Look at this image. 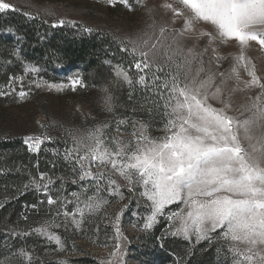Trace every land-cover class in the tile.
<instances>
[{
    "label": "snow or ice",
    "instance_id": "obj_1",
    "mask_svg": "<svg viewBox=\"0 0 264 264\" xmlns=\"http://www.w3.org/2000/svg\"><path fill=\"white\" fill-rule=\"evenodd\" d=\"M104 2L113 7L119 2L129 11L133 10L128 0ZM137 2L147 8L143 0ZM159 7L171 13L173 25L182 18L183 27L175 29L168 24L158 27L152 9H148L151 23L135 37L118 41L120 50L133 57L131 66L137 70V77L134 80L130 69L118 64L113 66L115 80L110 83L126 84L130 88L138 84L145 93H154L152 97L146 96L145 101L152 105L149 111H162L166 117L163 135L154 137L150 135L148 124L141 123L137 127L136 122H133L131 141L111 136L106 122L84 131L69 130L73 144L65 149L64 160L72 168V183L85 182L79 184L81 191L71 193L74 200L54 199L48 193L55 181L43 172L39 173V180L33 178L24 188L42 191L50 206L60 203L65 210L58 211L57 215L64 216L65 229L71 225L79 230L87 217L110 203L104 199L103 192L124 199L118 176L125 181L129 192L140 189L138 195L148 202L146 207L150 208V214L144 217L143 230L152 229L157 217L166 215V209L175 204L177 210L167 217L172 236L182 237L194 245L222 241L217 250L225 252L230 264H264V80L247 56L251 42L264 51V0H164ZM8 11L18 9L0 0V13ZM23 15L36 18L31 13ZM201 24L214 30L199 32L200 37H209V43L234 42L238 46L239 54L234 57L235 63L229 72L206 70L203 56L207 49L198 53L186 46L185 39ZM51 26L75 27L76 22L59 19ZM82 31L92 33L93 29L82 27ZM212 51L217 52L215 48ZM220 59L216 54L217 68ZM40 70L25 65L26 74H37ZM241 70L247 80L242 78ZM217 75L221 78L219 83ZM11 79L22 82L23 77ZM233 79L235 87L227 88V82ZM33 83L37 88L45 84L43 81ZM77 86L87 87L79 74L71 77L68 84H46L49 90L57 91L65 88L76 91ZM252 89L259 91L255 96H247L248 102L235 109L238 115H231L232 94ZM99 91L103 93V109L113 113L115 98L109 86L105 84ZM4 94L0 91V95ZM26 95L21 84L18 96L24 99ZM129 99H132L131 93ZM210 100H218L222 107L213 106ZM126 123V120H118L116 131H120L119 125ZM46 140L51 141V137L29 136L24 143L29 152L38 153ZM94 167L99 171L94 172ZM77 168L78 180L75 178ZM59 179L62 187L63 177ZM89 188L95 191L83 198ZM68 204L75 205L71 212L66 210ZM127 208L125 204L114 218L116 243L109 259L101 264H127L120 226L121 214ZM59 227L61 224L54 219L33 231L62 251L64 242L50 231ZM14 255L31 264L32 257L24 249ZM176 264H180L179 260Z\"/></svg>",
    "mask_w": 264,
    "mask_h": 264
},
{
    "label": "rangeland",
    "instance_id": "obj_2",
    "mask_svg": "<svg viewBox=\"0 0 264 264\" xmlns=\"http://www.w3.org/2000/svg\"><path fill=\"white\" fill-rule=\"evenodd\" d=\"M6 2L14 5L18 11L31 13L32 16L42 17L44 20L52 23L59 19L75 21L76 25L91 28L93 29L92 32L104 34L118 44V41L121 39L135 37V35L145 29L147 24L151 23L152 17L148 16V9H152L153 17L156 19L158 27L165 24L175 29L183 27L182 18H178L173 25L170 19L171 13L159 7L164 0H143L147 8L141 7L137 0H128V4L133 9L132 11H129L128 7L119 2L114 7L108 6L104 0H6ZM201 30L214 31L208 26L198 25L196 31L185 39L186 46L194 48L198 53L207 49V52L203 56L206 70L211 69L216 73L229 72L235 63L234 57L239 54L238 46L234 42H229L228 44H220L218 41L209 43V37L199 36ZM213 48L217 50L216 54L221 58L219 60V68L216 67V54L213 53ZM128 55L130 64L132 65L133 57L129 53ZM247 56L252 59L256 65L257 74L264 80V51H261L259 45L255 44V42H251ZM25 65L27 63L23 64L24 74L20 76L23 77L22 82H18L15 79L11 80L10 83L2 87L4 89L0 90L5 93L4 95H0V98L4 99L3 102H0V138H16L24 141L29 136L47 135L51 137V141L46 140L42 145L44 147L46 146L44 148L46 151H50L51 157L58 160L59 164L65 166L64 171L66 173L73 175L71 166L64 160L65 149L71 148L73 144L71 137L68 135L69 130L84 131L97 124L106 122L110 125L111 136L123 141H131L133 139L131 135L133 122H136L137 127L141 123L148 124L150 135L154 137L163 135L162 129L166 122V117L162 111L156 115L158 117L155 120H152V117L148 114L139 119H120L126 120L127 123L119 125L120 131H116L118 120L112 116V113H108L103 109L101 100L103 93L99 91L100 87L85 82L87 87L81 89L77 86L76 91H72L71 88H65L62 91L55 89L49 90L46 84H68L69 79L78 73L72 71L66 73L64 76L59 75L58 77L48 74V76L53 78L52 80H46L43 77L42 70L37 74H26ZM125 68L128 69L127 67ZM111 75L115 80L113 66ZM241 76L245 80L248 79L242 70ZM80 77L82 78L81 75ZM220 79L219 75H217L216 82L219 83ZM33 81H43L45 84L37 88ZM21 84L22 90L27 93L24 99H20L18 96V92L21 90ZM232 87H235L234 79L227 82V88ZM258 91V89H252L250 92L237 91L233 93L231 97L233 110L230 114L238 115L235 109L239 108L242 104H246L248 102L246 99L247 96H255ZM209 103L215 107H222L218 100H210ZM160 115L163 116L162 120H160ZM51 145H53L52 148L50 147ZM92 170L94 172L99 171L95 167ZM60 171L59 169L56 170L57 175L53 176L55 178L62 177V172ZM78 172L79 169L77 168V180ZM48 176L52 177L50 174ZM55 178L52 177L53 180ZM35 179L39 180V175ZM116 179L123 186L121 192L123 193L124 199L121 200L118 196H110L108 192H103L104 199L109 200L110 203L103 207L97 214L87 217L79 230L71 225L66 230L63 226L64 216H57V214L54 218L38 221L35 224L36 226L28 229V233L38 235L43 241H46L42 245L45 249L44 255L37 256L34 254L35 250L33 248L25 250L32 257L31 264H44V258L47 255L49 259L57 261L60 264H70V259H80L86 254L96 261L97 264H101L102 261H107L109 259V253L113 250L114 244L116 243V233L112 226L113 221L116 214L125 204L128 205V208L121 214L120 226L123 234V239L121 240L122 250L126 253L125 258L127 264H176L177 260L172 262V260L167 258L165 253L168 247H171L174 242L178 244L181 242L186 243V245L182 246V249L190 251L202 246L213 252L216 259L215 264H225L226 259H228V264H230V259L226 257L225 252H219L217 250L222 241H213L211 244L200 242L198 245H194L185 241L182 237H174L170 234L167 217L171 214V211L177 210L178 206L175 204L166 209V215L157 217V222L153 225L152 229L143 230L144 217L150 214V208L146 207L148 202L138 195L140 189L135 193L129 192L125 181L118 176ZM65 183L68 182L65 181ZM80 183L85 182L78 181L77 184H74L75 189L73 191H81L79 187ZM51 187L52 185L49 186V188ZM59 189H61L62 195L61 202L65 198L67 200H74L71 195L73 191L68 192V194L66 192L64 196L65 187H63V192L61 186ZM94 191V188H89V191L84 194L83 198L91 195ZM74 207V204H68L66 210L71 212ZM64 210L59 206L60 212ZM54 219L57 223L61 224V227L51 228L50 231L61 237L65 244V248L62 251L58 250L55 243L49 242L46 237L33 231L34 228L40 227L45 221H52ZM5 235L6 238L3 246L4 248L7 247V251L3 255L4 257L0 259V264H27L18 255H14L19 251L12 249V238L18 235L23 236L22 232L9 231ZM162 237L163 240H161ZM49 245L53 246V248ZM104 245L107 246L105 247ZM199 251L202 252L201 250Z\"/></svg>",
    "mask_w": 264,
    "mask_h": 264
},
{
    "label": "trees",
    "instance_id": "obj_3",
    "mask_svg": "<svg viewBox=\"0 0 264 264\" xmlns=\"http://www.w3.org/2000/svg\"><path fill=\"white\" fill-rule=\"evenodd\" d=\"M23 13V11L0 13V90L14 80L11 78L24 74L23 64L25 63L41 68L46 80L53 78L48 74L58 77L76 71L82 76L84 82L90 85L101 87L107 84L109 86L115 98L112 116L117 120L139 119L147 114L152 117V120L158 117L156 115L161 111H149L152 105L145 101L146 96L152 97L154 93H145L138 84L130 88L126 84L114 86L110 83L114 80L111 75L114 64L130 69L134 80L138 75L136 69L130 64L128 53L122 52L117 42L104 34L84 32L79 25L53 28L52 22L38 16H34L35 19H29ZM105 61L111 63H105ZM130 93L132 99H129ZM3 101L4 99L0 98V102ZM159 117L160 120L163 119L162 115ZM45 147L42 145L40 151L34 153L29 152L28 146L20 139L0 138V259L7 251V247L3 246L5 233L9 231L28 233V229L36 226L38 221L54 218L59 211L60 203L48 205L47 196L42 191L38 192L33 187L25 189V184L32 178L38 177L41 172L55 178L53 175H57L56 170L59 169L64 180V186H62V192L65 187L64 196L66 192L68 194L75 189L72 183L74 175L66 173L65 166L51 157L50 151H46ZM50 147L52 148L53 145ZM54 180L55 183L49 188V195L61 202L62 195L59 189L61 179L56 177ZM12 243L13 250L33 248L37 256L45 254L42 245L46 241L38 235L31 233L18 235L12 238ZM184 245H186L184 242L179 244L174 242L165 252L167 258L172 262L179 260L180 264H215L216 259L212 251L202 246L191 251L184 250L182 249ZM69 263L97 264L87 254L80 259H70ZM44 264L60 263L49 259L47 255L44 258Z\"/></svg>",
    "mask_w": 264,
    "mask_h": 264
}]
</instances>
